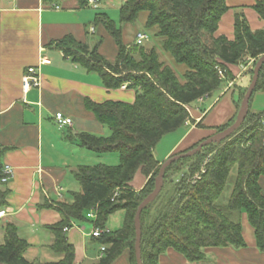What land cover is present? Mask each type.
<instances>
[{"label":"trees","instance_id":"obj_1","mask_svg":"<svg viewBox=\"0 0 264 264\" xmlns=\"http://www.w3.org/2000/svg\"><path fill=\"white\" fill-rule=\"evenodd\" d=\"M78 3L88 6V0H78ZM253 7L264 22V0H257ZM226 9L225 0L122 2L120 22L134 23L141 13H145V29L153 30L161 50L175 65L183 66L181 78L160 57L155 46L146 48L145 41L136 44L135 40L126 44L122 30L105 12H97L93 24L103 27L113 38L117 48L113 60L100 54L97 45L90 48L86 43L60 40L65 54L87 71L97 72L105 87L123 88L126 83L125 88L135 90L131 103L86 100L85 107L110 133L103 136L82 132L77 136L81 146L97 155L117 153L119 162L115 165H79L73 171L80 190L71 192L70 201H59L53 206L61 213V220L49 227L54 235L50 248L63 255L60 261L25 260L23 253L27 241L18 235L13 223L5 222L4 243L0 245L1 263L73 264L74 248L67 240L64 228L70 225L71 219L88 221L87 213L96 208L93 222L99 228H105L108 217L118 210H123L124 216L120 228L93 237L104 250L91 264H111L124 251L128 253L129 264H136L134 216L138 204L155 185L162 162L154 156L156 145L164 135L185 132L187 122H194L187 106L210 96L226 81H233L228 65H246L247 60H252L244 72L246 81L250 82L255 62L264 55V27L252 31L242 13L235 15L233 40L213 36ZM219 69L225 74V82L219 77ZM247 85L248 82L238 87L237 111ZM256 91H264V62L242 124L227 138L210 143L194 155L173 161L165 168L159 194L140 213L142 264H158L159 255L169 248L182 254L188 262H199L206 258V247L245 246L241 224L233 219L236 213L246 214L254 230L256 245L259 250H264V195L259 183L260 178H264V111L250 109ZM235 118L218 126L216 131L231 125ZM203 139L177 149L174 154L195 147ZM5 150L6 147L0 145V210L4 209L8 194L1 181V156ZM207 156L210 158L204 162ZM138 170L146 182L135 190L130 182ZM232 170L235 175L230 195L225 203H219ZM175 174L179 175L178 180ZM167 185L172 189L163 195ZM114 190H117L115 196ZM155 203L158 204L152 215Z\"/></svg>","mask_w":264,"mask_h":264},{"label":"crops","instance_id":"obj_2","mask_svg":"<svg viewBox=\"0 0 264 264\" xmlns=\"http://www.w3.org/2000/svg\"><path fill=\"white\" fill-rule=\"evenodd\" d=\"M256 1L225 0L227 9L213 36L233 40L237 13L244 15L252 31L262 29L264 22L253 7ZM54 3L59 9L47 0H0V145L6 147L1 163L11 169L4 182L8 194L5 214L0 218V245L4 243L3 225L11 222L28 243L23 253L25 260L39 263L63 258L50 248L54 235L49 227L61 220V213L53 206L71 200V192L77 187L73 176L77 166L92 165L87 163L95 162V157L100 156L81 146L77 136L82 132L103 136L109 133L85 107L86 100L131 103L135 98L134 89L105 87L97 72L87 71L65 54L59 44L64 38L73 44L86 43L90 48L97 45L98 50L102 44L101 40L93 45L89 42L95 25L88 6H80L78 0H54ZM41 56H46L48 62L40 64ZM29 66L37 67L40 85L24 88L22 77ZM248 66L244 70L240 64L227 66L233 81L221 86L219 95L207 106L204 102L210 97L192 108L190 116L200 126L174 132L173 143L162 159L157 160L163 161L171 152L212 135L218 126L236 117L238 87L246 83L244 72ZM254 101L255 108L264 106V91H259ZM56 112L71 118V124H57ZM145 181L138 170L130 186L139 190ZM259 183L264 195L263 177ZM242 214L240 224L245 246L206 247V258L199 262H188L169 248L159 255L158 264H264V250L258 249L254 230L246 214ZM88 219H71L64 230L74 248L73 264H91L101 254L91 236L93 219ZM111 264H129L128 253L122 252Z\"/></svg>","mask_w":264,"mask_h":264},{"label":"rangeland","instance_id":"obj_3","mask_svg":"<svg viewBox=\"0 0 264 264\" xmlns=\"http://www.w3.org/2000/svg\"><path fill=\"white\" fill-rule=\"evenodd\" d=\"M105 1L106 0H101L99 3H97L96 4V8L93 7L91 4L87 7L89 9V11H91L90 14L92 16V19L95 16L94 12H106L108 14V16L115 21L116 26L119 27L122 30V37H123V40H124V42L126 44L134 43L135 36H136L137 32H144V33L148 34V39L143 43L144 46L146 48H150L152 46H155L157 51H158V53H159V55H160V57L162 59H164L165 61H167V63L170 64L174 68V70L176 71V73L179 76V78H181V71L183 70V66L175 65L172 62L170 56L167 55L166 53H164L161 50V48L159 46V40L156 39L153 36V30L145 29V27H144V19H145L146 14L145 13H141L139 15L138 20L136 22H134V23H121L120 20H119V7L122 4L121 3L122 0H108V3L105 2ZM103 4H105V5H103ZM89 31L91 32V28L89 29ZM102 31H103V33H102ZM92 35H93V38L90 39L89 42L93 45L96 42H98L99 40H101V44H102V45L100 44L101 45V50H100V47H99L98 51L102 52L103 56L107 57V59H109V60L113 59V57L115 56V54L117 52V48H116V44H115L113 38L107 33V31L103 27L97 25V26H95V32ZM248 61L249 60H247V62ZM220 78L224 82L227 80L225 78L224 72H223V76L220 77ZM229 82H232V81L228 80L223 85H225V84H227ZM247 82L249 83V81H246L245 84H247ZM232 85L234 86V84H232ZM219 92H220V90L214 91L210 96H208L210 98H207L206 101L205 100H198V101L192 102V104L190 106H187L189 114H191L192 108L197 106L199 103L202 104V102L205 101L204 104H205V106H207L208 103H210L212 100L215 99V97H217L219 95ZM258 92L259 91H256L253 94V96H252L251 103H250V109L251 110H256L258 112H261V111H264V106H260V108H255V101L254 100H255ZM190 118H191V116H190ZM187 123L188 124H186L187 125L186 127L188 128V130L191 129L192 127L198 126V124L195 123V121L194 122H187ZM109 133H110V131H109ZM174 138H175V133L174 132L168 133V134L164 135L161 138V140L159 141V143L156 145V147L154 149L155 158H157L159 160L162 159L163 153L167 150V148L171 145V143H173ZM215 143H217V142H215ZM174 153H176V152L175 151L171 152L170 154L167 155V157L172 155V154H174ZM209 158L210 157L207 156L205 158L204 162H206ZM95 159H96L95 162H88L87 164L104 163V164L115 165V164H118V162H119V157H118L117 153H114V152L102 154L100 156L95 157ZM165 159L166 158H164V160ZM84 163H86V162H84ZM234 175H235V171L232 170V172L229 175V179L227 181V185L225 187V190L223 191V193H222V195H221V197L219 199V203H225L227 201V199H228V197L230 195L231 189H232V182H233ZM174 177H175V179L178 180L179 175L175 174ZM177 180H175V181H177ZM76 184H77V187L74 188V189H75V191H79L80 190V185H79V183L77 181H76ZM171 189H172L171 186L167 185L166 189L163 192V195L168 194ZM115 192H117V190H114V193ZM157 204L158 203H155L154 207L151 210L152 215H155ZM123 212H124L123 210H118L114 214H111L108 217L106 225L109 228H113V229L120 228L121 225H122V222H123ZM242 216H244L242 213H236L233 216V219L238 221V222H240V223L241 222L243 223Z\"/></svg>","mask_w":264,"mask_h":264},{"label":"water","instance_id":"obj_4","mask_svg":"<svg viewBox=\"0 0 264 264\" xmlns=\"http://www.w3.org/2000/svg\"><path fill=\"white\" fill-rule=\"evenodd\" d=\"M264 62V55L260 56L258 60L255 62V65L252 70V77L249 82V85L246 89V92L243 96V99L241 101L240 109L238 114L236 115L235 120L233 123L226 128L216 131L212 135L206 137L202 141H200L195 147L181 153L173 154L168 156L164 161L160 163L159 171L157 176L155 177V185L153 190L147 194L142 201L138 204L135 216H134V229H135V242H134V252H135V258H136V264H142L141 261V252H140V238H141V224H140V213L142 209L148 205L150 202H152L156 196L159 194L162 185H163V175L165 168L172 163L173 161H176L183 157H189L197 153L202 147L210 144L219 142L225 138H227L232 132H234L243 122L245 116L248 113V105H249V99L252 95V92L255 88L259 70L261 67V64ZM0 264H5L1 263Z\"/></svg>","mask_w":264,"mask_h":264},{"label":"built area","instance_id":"obj_5","mask_svg":"<svg viewBox=\"0 0 264 264\" xmlns=\"http://www.w3.org/2000/svg\"><path fill=\"white\" fill-rule=\"evenodd\" d=\"M48 2H50V5L53 8L59 9V6L54 3V0H47ZM92 5L93 7L96 8V4L97 1L96 0H88V6ZM148 39V34L144 33V32H137L136 33V38H135V43L136 44H142L144 41H146ZM48 62V58L46 56H41L40 58V64L41 63H46ZM252 63V60H249L248 63L246 65H241V68L244 70L247 65H250ZM218 74L220 77L223 76V72L222 70H218ZM22 82H23V87L24 88H29L31 86H39L40 85V76L37 73V67H33V66H29L26 68L25 73L23 74L22 77ZM127 86V84L125 83L122 87L125 88ZM201 100V99H200ZM55 118V122L59 125H70L71 124V118L64 116L61 112H56L54 115ZM3 177L1 178L2 182H6L11 174V169L7 166V165H3ZM117 194V192H115L113 195L115 196ZM96 208H91L89 210V212L87 213V217L92 218L93 220L96 219ZM5 214V210L1 209L0 210V218L3 217ZM68 227L66 226L64 228V230H67ZM108 231V229L105 228H99L95 225H93V229L91 231V236L93 237H99L103 232ZM101 252L104 250V246L100 247ZM102 254H100L101 256Z\"/></svg>","mask_w":264,"mask_h":264}]
</instances>
